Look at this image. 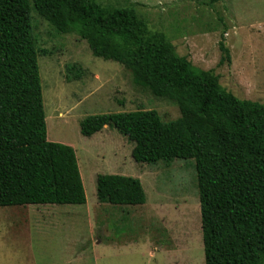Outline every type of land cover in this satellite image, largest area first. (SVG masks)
Masks as SVG:
<instances>
[{"label":"trees","instance_id":"1","mask_svg":"<svg viewBox=\"0 0 264 264\" xmlns=\"http://www.w3.org/2000/svg\"><path fill=\"white\" fill-rule=\"evenodd\" d=\"M33 11L60 35H78L96 58L124 66L136 86L181 113L171 122L143 110L90 116L82 135L117 130L134 144L137 164L196 160L205 264H264V104L227 91L132 7L0 0V208L87 204L76 151L48 141ZM97 197L102 205L147 202L142 182L121 175H99Z\"/></svg>","mask_w":264,"mask_h":264},{"label":"rangeland","instance_id":"2","mask_svg":"<svg viewBox=\"0 0 264 264\" xmlns=\"http://www.w3.org/2000/svg\"><path fill=\"white\" fill-rule=\"evenodd\" d=\"M94 1L134 8L227 91L264 104V0ZM32 23L48 141L74 146L88 205L0 208V264H205L196 160L137 165L134 144L117 130L87 138L80 127L90 116L140 110L171 122L179 107L136 86L121 64L96 58L78 35H60L35 11ZM130 162L143 171L146 204H100L97 177L127 176Z\"/></svg>","mask_w":264,"mask_h":264},{"label":"crops","instance_id":"3","mask_svg":"<svg viewBox=\"0 0 264 264\" xmlns=\"http://www.w3.org/2000/svg\"><path fill=\"white\" fill-rule=\"evenodd\" d=\"M105 130V129H104ZM103 130V131H104ZM102 131V132H103ZM102 132H100V133H102ZM100 133H98V134H100ZM98 134H96V135H94V136H97ZM72 146V145H71ZM70 146V147H71ZM72 148L75 150V148H74V146H72ZM132 157V156H131ZM78 158V157H77ZM131 164H130V168H128V169H124V171H125V174L127 175V177H132V178H136V179H139L141 182H142V184L144 183V180H143V176H142V170L140 169V168H138V166H135V167H137V170H136V168L133 166V164H132V162H130ZM136 163V162H135ZM137 165H139V164H137ZM142 169H144V168H142ZM113 172V171H112ZM124 174V173H123ZM112 175H114V173L112 174ZM121 176H125V175H121ZM86 205H88V200H87V204ZM104 205H108V204H104Z\"/></svg>","mask_w":264,"mask_h":264}]
</instances>
